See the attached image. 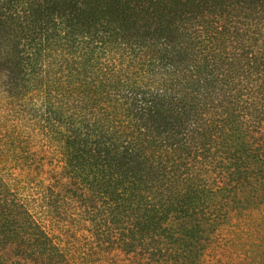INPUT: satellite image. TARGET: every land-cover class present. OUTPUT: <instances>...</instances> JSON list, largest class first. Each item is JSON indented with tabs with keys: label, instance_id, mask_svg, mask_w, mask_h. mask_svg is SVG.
I'll return each mask as SVG.
<instances>
[{
	"label": "trees",
	"instance_id": "trees-1",
	"mask_svg": "<svg viewBox=\"0 0 264 264\" xmlns=\"http://www.w3.org/2000/svg\"><path fill=\"white\" fill-rule=\"evenodd\" d=\"M0 264H264V0H0Z\"/></svg>",
	"mask_w": 264,
	"mask_h": 264
},
{
	"label": "rangeland",
	"instance_id": "rangeland-1",
	"mask_svg": "<svg viewBox=\"0 0 264 264\" xmlns=\"http://www.w3.org/2000/svg\"><path fill=\"white\" fill-rule=\"evenodd\" d=\"M63 25H61L59 28H56V30L58 29H61ZM54 48V45L53 44H50L49 46V51L45 50V52H47V54L51 53V55H55V51H52V49ZM47 60H44L42 61L41 63H44L46 62ZM39 65V64H38ZM110 257H114V262H121L123 259V257H117L116 255H111ZM112 260V259H111Z\"/></svg>",
	"mask_w": 264,
	"mask_h": 264
}]
</instances>
